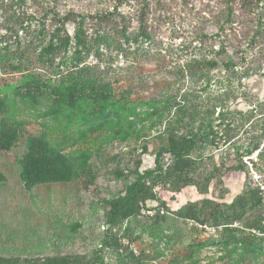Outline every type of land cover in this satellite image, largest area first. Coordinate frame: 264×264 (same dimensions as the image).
Wrapping results in <instances>:
<instances>
[{"label":"rangeland","instance_id":"rangeland-1","mask_svg":"<svg viewBox=\"0 0 264 264\" xmlns=\"http://www.w3.org/2000/svg\"><path fill=\"white\" fill-rule=\"evenodd\" d=\"M116 1L26 0L22 7L11 8V0H0V49L9 43L11 50L18 53V40L5 36V21L13 11L21 9L38 22L44 18L47 24L52 16L42 15L49 8L60 15L72 11L86 16L85 29L90 34L96 21L89 17L104 12ZM141 2L127 0L118 10L127 16L135 32L140 26ZM148 2L150 9L145 23L154 40L141 44L143 50L129 59L120 56L113 64L102 63L97 73L113 89L115 99L122 98L121 104L127 107L142 103L137 111L144 116L152 110L148 104L154 102L164 111L163 116L155 118L152 129L148 128L150 122H146L139 137L133 135L125 143L107 138L106 130L89 133L83 144L67 148L68 152L80 149L91 153L87 171L81 178L70 183L39 185L28 192L19 178V160L25 153L26 139L41 134L48 137L54 132L52 122L35 117L30 111L19 114L26 121L20 138L11 151L0 152V256L91 257L105 234L103 226L108 210L105 201L122 194L130 181L119 179L117 174L128 167L133 170L138 162L143 168H154L155 156L165 151L170 135L180 137L204 128L225 109L228 113L224 124L213 125L215 145L200 154H192L197 159L195 166L185 173L181 182L178 176H172L164 189L157 190L161 203L168 207L165 221L160 223L141 215L128 222L127 233L132 245L143 253L142 264H264V242L256 243L263 252L258 247L255 251L238 250L231 255L227 249L234 241L226 244L230 238L221 228H212L209 222L218 209L227 211L237 195L264 188V137L256 150L248 149L256 143L253 136L264 132V76L252 74L259 68L264 74V17L259 19L257 10L254 13L241 8V3L233 7L232 13L223 0ZM222 25L225 32L219 35ZM75 28L76 24L70 22L68 33L73 36ZM24 35L19 33L24 43L19 53L27 66L23 72L16 73L4 62L0 64V87L18 85L27 73L44 81L56 78L55 66L39 62L40 48L29 47L31 38ZM1 39L6 42L3 46ZM224 47L237 67L227 73L221 65L209 81L200 79L201 74L209 72L204 61L214 56L219 58L216 53ZM96 61V57H90L87 63ZM3 116L0 113V121ZM77 129L72 126L68 134ZM144 147L148 150L142 152ZM170 162L169 155L164 154L161 160L164 167ZM188 203L198 204L197 221L174 214ZM238 215L239 220L233 226L244 229V233L236 237L249 234L250 242V235L261 237L245 226L263 217L264 207L251 204ZM202 221L205 222L200 224ZM77 224L79 227L74 232ZM126 231L118 229L119 234ZM107 263L131 264L112 256Z\"/></svg>","mask_w":264,"mask_h":264},{"label":"trees","instance_id":"trees-1","mask_svg":"<svg viewBox=\"0 0 264 264\" xmlns=\"http://www.w3.org/2000/svg\"><path fill=\"white\" fill-rule=\"evenodd\" d=\"M126 1L117 0L104 12L89 17L96 21L90 34L85 29L86 16L72 11L60 15L52 7L42 15L52 16L49 24L43 20L44 18L38 22L36 18L27 15L21 9L13 11L6 19L5 36L10 35L18 40L16 47L18 53H14L11 45L1 39L2 46L4 43L6 45L0 49V64L4 62L16 73L23 72V68L27 66L19 53L20 47L24 46L19 37L21 32L25 34L24 38H31L27 43L29 47L40 48L39 62L51 64L57 70L54 81L51 79L44 81L33 73H27L23 75L18 85L9 84L0 87V113L4 115L0 121V152L11 151L19 140L20 130L26 125V121L18 117L19 114L30 111L33 116L52 122L54 135L47 137L41 134L26 139V150L19 160V178L26 191L30 192L39 185L70 183L81 178L87 171L91 153L80 149H72L68 152L67 148L83 144L89 133H101L106 130L109 131L107 138L118 139L125 143L133 135L139 137L146 122H150L148 128L152 129L156 125L155 118L163 116L164 111L158 109L154 102L148 104L152 110L146 112L144 116L137 111L142 103L127 107L126 104H121L122 98L115 99L113 89L109 84L104 83L97 73L102 63L113 64L120 56L129 59L143 50L141 44L154 40L145 23L150 9L148 0L141 2L140 26L137 32L131 30V22L127 16L118 13L119 8ZM11 2V8L14 6L20 8L26 0H11ZM223 2L231 11L236 4L241 3V8H248L254 13L257 10L259 19L264 17V0H223ZM70 22L76 24L73 36L67 31ZM258 30H260L259 26ZM219 31V35L225 32L223 25ZM203 46L204 43L201 41V49ZM216 54L219 58L214 56L204 61L209 72L201 74L200 79L209 81L211 74H214L221 65L222 70L227 73L237 67L225 47ZM90 57H96L97 61L93 64L87 63ZM57 60L58 63L55 64ZM62 68L64 69L61 70ZM191 72L193 75L196 74L193 70ZM252 74L256 77L264 76L260 68ZM227 113L228 111L222 109L217 119L210 120L207 126L193 130L189 135L180 137L170 135L165 151L158 152L155 156L154 168H143L138 162L133 170L128 167L117 174L119 179L130 181L122 194L105 201L108 204L105 223L110 230L105 231L104 237L91 257L74 255L20 259L0 256V264H108L109 256L116 257L120 262L142 264L143 253L136 255L129 250V247H123L119 232L113 233L111 228L121 229L125 222L128 226V222L140 217V203H144L146 207L159 206L164 210L168 208L166 203H161V195L157 190L162 187L164 189L172 176H178L179 182L185 178V173L195 166L197 160L192 154H200L208 146L215 145L216 132L213 125L224 124ZM139 124L141 126L138 129ZM72 126L78 129L69 135L68 131ZM82 127L83 131H81ZM263 137L264 132L259 136L254 135L253 141L256 143L251 148L249 145L248 149L251 152L253 149L256 150ZM147 150L148 148L144 147L142 152ZM166 153L171 158V162L165 168L161 160ZM251 204L254 207H264V198L260 189L250 191L246 195L243 193L237 195L227 211L219 212L218 209L209 219L212 228L216 230L221 228L230 238L226 239V244L231 240L234 241V245L227 249L231 255L238 250L255 251L259 247L256 243L264 242L262 236L250 235L253 242L249 241V234H244L241 238L236 237L239 233H244V229H237L233 224L239 220L238 213L243 214ZM197 206L196 203H188L174 214L181 219L197 221ZM165 215L166 210L165 214H158L151 219L162 223L165 221ZM263 221L264 216L247 223L245 228L249 231L258 230L264 234ZM203 222L205 221L200 224ZM127 226L123 237L133 243L127 233L129 231ZM78 227V224L74 225L73 231H77ZM259 248L263 252V249Z\"/></svg>","mask_w":264,"mask_h":264},{"label":"built area","instance_id":"built-area-1","mask_svg":"<svg viewBox=\"0 0 264 264\" xmlns=\"http://www.w3.org/2000/svg\"><path fill=\"white\" fill-rule=\"evenodd\" d=\"M260 191H261L262 196L264 198V188H263V186H261ZM140 214L142 216H145V217L154 218L158 214H161V215L165 214V210L160 208L159 206L146 207L144 203H140ZM126 226H127V222H125L121 226V229L124 231ZM263 226H264V221H263ZM118 229H119L118 227L111 228L113 233L118 232ZM103 230L108 231V230H110V228L104 225L103 226ZM252 231H253L254 234H258L260 236H264V234L262 232L258 231V230H252ZM119 236H120V241H121V244L123 245V247H125V248L129 247V250L133 251V253L136 254V255L140 254L137 251V248L134 247V245H132L133 243H131L129 241V239L123 237V234H119Z\"/></svg>","mask_w":264,"mask_h":264}]
</instances>
